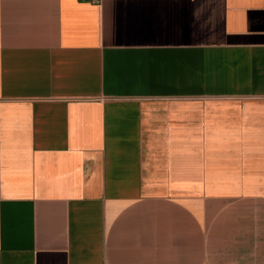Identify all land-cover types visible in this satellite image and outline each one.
<instances>
[{
  "label": "crops",
  "instance_id": "1",
  "mask_svg": "<svg viewBox=\"0 0 264 264\" xmlns=\"http://www.w3.org/2000/svg\"><path fill=\"white\" fill-rule=\"evenodd\" d=\"M0 264H264V0H0Z\"/></svg>",
  "mask_w": 264,
  "mask_h": 264
}]
</instances>
